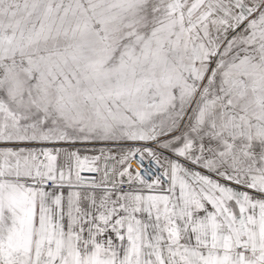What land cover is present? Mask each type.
Listing matches in <instances>:
<instances>
[{
    "label": "snow or ice",
    "instance_id": "6c2138e0",
    "mask_svg": "<svg viewBox=\"0 0 264 264\" xmlns=\"http://www.w3.org/2000/svg\"><path fill=\"white\" fill-rule=\"evenodd\" d=\"M0 264H264V0H0Z\"/></svg>",
    "mask_w": 264,
    "mask_h": 264
}]
</instances>
